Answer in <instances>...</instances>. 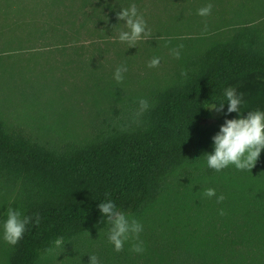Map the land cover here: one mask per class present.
Returning <instances> with one entry per match:
<instances>
[{
  "label": "trees",
  "instance_id": "16d2710c",
  "mask_svg": "<svg viewBox=\"0 0 264 264\" xmlns=\"http://www.w3.org/2000/svg\"><path fill=\"white\" fill-rule=\"evenodd\" d=\"M44 1L47 7L42 9H48L51 18L41 30L60 32L64 38L79 12L86 15L82 28L103 16L96 11L101 5L110 8L109 16L116 20V14L132 4ZM60 2L69 7L65 18L54 10ZM263 39L255 26L238 29L192 59L184 69L187 78L180 72L176 83L157 90L139 121L100 129L87 139L72 136L54 145L13 126L0 113V185L6 202L12 200L4 205L5 217L9 207L24 216H40L39 226L29 225L17 245L0 247L1 264H44L56 238L67 244L106 228L98 205L108 199L145 224L139 263L128 255L132 244L120 252L109 250L123 258L121 264H264V171L252 174L229 166L216 172L206 162V153L214 149L212 137L225 119L264 111ZM228 87L243 94L240 114L225 115ZM220 102L225 105L218 122L205 123L213 117L207 108ZM255 166L264 169V150ZM198 182L200 211L184 212L186 203L172 205L179 197L177 186ZM208 188L215 189L216 196L223 194L224 201L205 197Z\"/></svg>",
  "mask_w": 264,
  "mask_h": 264
},
{
  "label": "rangeland",
  "instance_id": "374dc122",
  "mask_svg": "<svg viewBox=\"0 0 264 264\" xmlns=\"http://www.w3.org/2000/svg\"><path fill=\"white\" fill-rule=\"evenodd\" d=\"M45 4L44 0H0V113L13 126L54 145H63L72 136L87 139L100 129L133 125L141 117L136 115L139 99H147L151 106L156 91L176 83L192 59L230 39L238 29L255 26L264 38V0H132L152 34L136 47L119 41L120 31H128L126 22L109 16L110 8L104 5L96 9L103 18L93 17L87 27H80L86 15L79 12L66 38L60 32H44L45 19L51 18L46 16L48 9H42ZM66 4L54 6L56 16L65 18ZM74 4L80 6L79 1ZM207 4L213 6L211 14L198 15V9ZM92 5L86 9L89 13ZM180 44L181 55L175 59L171 49ZM154 57L160 58L159 67L149 68ZM121 65L128 70L117 83L114 73ZM212 112L205 123L218 122L220 113ZM259 170L264 171L255 166L250 172ZM200 186L201 182L177 186L179 197L172 205L186 203L184 212L200 211L202 203H196ZM1 189L0 185V247L6 243L4 205L12 201L6 202L7 194ZM109 228L64 244L44 264H90V255L97 256L100 264L118 260L121 264L123 258L109 251L114 249L108 241ZM133 243L126 241L124 248ZM128 255L131 262L139 263L140 253L130 250Z\"/></svg>",
  "mask_w": 264,
  "mask_h": 264
},
{
  "label": "clouds",
  "instance_id": "9594fccd",
  "mask_svg": "<svg viewBox=\"0 0 264 264\" xmlns=\"http://www.w3.org/2000/svg\"><path fill=\"white\" fill-rule=\"evenodd\" d=\"M212 7V4H207L198 9L197 14L202 17L209 16ZM116 15L118 20L126 22L124 24L128 29V31H120L118 36L120 42L127 43L129 47H136L138 42L151 38V29L148 28L147 22L135 4L121 9ZM206 29L207 25L205 24V31ZM182 48L183 45L180 44L171 49V55L175 59H179ZM159 64L160 58L154 57L149 62L148 67L156 68L159 67ZM127 70L124 65L116 68L114 79L117 83L123 81V74ZM181 76L187 78V71L182 70ZM224 97L227 102V113L225 115L230 113L240 114L243 94L238 93L235 87H228L224 90ZM138 104L137 117L142 116L150 108L149 101L145 98L139 99ZM224 105L225 102L214 103L207 109L220 113L224 111ZM212 140L213 152L211 154L206 153V162L209 168L220 172L229 166H234L240 171H251L258 161L261 151L264 150V111H251L246 116L240 115L239 118L225 119ZM203 194L207 198H212L216 196V191L213 188H208ZM224 199L223 194L216 196L217 203H222ZM98 207L106 217V222L110 225L108 241L114 245V250L116 252L123 251L125 242L131 239L136 241L132 244L131 250L142 253L144 251L143 241L139 237L143 231V225L136 219L129 220L127 215L119 210L110 199L101 202ZM219 214L221 216L225 215L224 210L220 209ZM33 222L35 226H39V214H35L34 217L24 216L19 210L9 207L7 217L2 223L4 241L11 246L17 245L23 239L28 226ZM53 244V247L46 250L48 254H52L57 248L64 247L63 238H56ZM90 264H100L98 257L90 255Z\"/></svg>",
  "mask_w": 264,
  "mask_h": 264
}]
</instances>
